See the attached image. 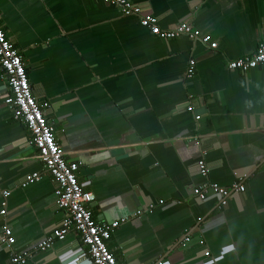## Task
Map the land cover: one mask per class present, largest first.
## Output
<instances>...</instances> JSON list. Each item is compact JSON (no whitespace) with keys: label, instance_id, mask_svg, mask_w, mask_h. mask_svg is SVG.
<instances>
[{"label":"crops","instance_id":"crops-1","mask_svg":"<svg viewBox=\"0 0 264 264\" xmlns=\"http://www.w3.org/2000/svg\"><path fill=\"white\" fill-rule=\"evenodd\" d=\"M129 1L161 29L187 22L217 48L161 40L100 0H0V24L32 95L48 104L65 159L95 196L94 221L126 220L107 242L119 264H264V63L245 74L226 68L264 43V0ZM6 95L0 67V189L10 192L0 236L9 225L22 249L57 229L65 213ZM33 173L42 180L21 188ZM205 181L240 182L245 191L218 210V196L191 195ZM151 204V214L134 215ZM81 248L70 232L28 264H90ZM8 260L0 247V264Z\"/></svg>","mask_w":264,"mask_h":264},{"label":"built area","instance_id":"built-area-1","mask_svg":"<svg viewBox=\"0 0 264 264\" xmlns=\"http://www.w3.org/2000/svg\"><path fill=\"white\" fill-rule=\"evenodd\" d=\"M100 1L116 6L123 17H135L142 28L161 40L169 41L186 37L193 44H200L211 51L217 48L216 42L206 36H201L187 22L180 23L173 29L163 30L156 17L143 13L139 6L129 0ZM263 63L264 43L251 56L227 62L226 68L245 74ZM0 67L3 72L4 90L7 92L4 104L10 110L12 118L23 124L29 132L30 144L37 151L38 159L43 165L45 173L54 183L55 205L58 210L65 213V218L57 229L28 248H15V238L11 227L4 225L0 236V247L5 246L9 249L8 264H28L36 255L51 250L55 243L63 241L70 232H75L80 237L84 248H81L80 252L90 264H119L113 252L108 248L107 242L115 230L126 220L121 219L108 225H100L94 221L93 212L89 206L95 201V196L79 183L78 164L65 159V152L56 140L54 128L44 115L48 104L39 103L33 97L22 59L6 37L1 24ZM194 72L195 62L191 60L185 77L191 79ZM195 119L199 120V117ZM197 168L201 177L206 179L207 166L203 160L197 162ZM42 178V175L33 173L21 184V188L40 182ZM244 191L245 187L240 182H235L229 188H224L205 181L200 186L193 187L191 195L199 201L206 200L208 195L218 196L220 201L216 207L221 210L227 205V200L232 193H243ZM9 197V191L0 189V216L2 218L6 215ZM163 204L162 200L158 202V205ZM155 207L156 204H151L145 210H139L134 215L151 214ZM197 221L200 222L201 219ZM188 240V237L184 238V241ZM156 264L165 263L157 262Z\"/></svg>","mask_w":264,"mask_h":264}]
</instances>
